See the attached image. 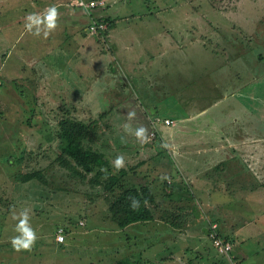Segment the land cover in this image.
Listing matches in <instances>:
<instances>
[{
	"label": "rangeland",
	"instance_id": "obj_1",
	"mask_svg": "<svg viewBox=\"0 0 264 264\" xmlns=\"http://www.w3.org/2000/svg\"><path fill=\"white\" fill-rule=\"evenodd\" d=\"M72 1L0 0V264H264V221L255 224L253 217L262 210L261 218L264 210L255 209L244 199L226 201L222 207H200L178 172L176 178L181 183L176 187L181 191L177 202L170 207L155 203L151 223L119 229L109 207L120 190L114 195L106 193L105 177L94 184V174L81 179L56 162L63 147L58 138L59 122L66 118L84 123L97 121L87 145L102 153L107 175L126 172L122 183L128 188L139 187L149 178L151 191L158 199L163 190L173 187L174 177L163 172L167 170L163 166L167 165L165 158L170 157L173 148L164 139L173 125L172 121L168 127L164 123L168 109L158 107L156 113L149 109L141 114L118 111L120 97L115 96V90L99 94L105 74L120 70L112 59L110 42L120 30L112 29L116 21L120 22L116 26L134 30L130 32L132 41L133 35L141 40L145 34L161 29L167 32L172 45L175 41L185 44L182 52L170 50L165 57V62L169 61L164 77L167 84H199L200 79L212 75L219 81L220 90L199 95L203 96L204 106L214 104L206 117L213 116L225 132L231 124V136L240 130L241 136L249 134L252 141L264 139V0H93L99 4L92 11L74 6L76 15L81 16L79 21L85 20L83 25L64 13ZM50 7L57 9L54 29L48 30L43 23L33 24L32 32L25 29L29 14L43 16ZM95 23L104 24L106 31L93 34L89 28ZM37 30L39 34L34 35ZM241 50L245 55L239 56ZM32 70L36 75L30 74ZM239 72L242 77L237 78ZM91 73L93 80L89 83ZM116 75L105 83L115 84ZM75 84L78 89L89 85L87 94L82 95L84 90L79 92ZM83 101L88 105L81 106ZM232 116L238 119L235 126ZM139 118L148 123L147 130ZM239 119L251 122L250 128L244 122L245 128L235 129L242 122ZM120 124L143 129L149 140L147 146L124 139ZM144 147L150 149L146 154H151L153 160H162L163 165L156 163L159 170L140 168V160H151L141 157ZM256 150L251 154L250 149L255 165L259 164ZM117 157L124 160L120 168L115 167ZM222 165L213 168V173L219 169L223 172ZM32 172H40L44 183L18 181L19 176ZM262 184L259 182L255 188ZM186 199L192 205H184ZM24 211L38 239L31 249L16 251L11 238L19 235L15 231L18 220L12 215ZM192 219L204 222L199 232ZM251 222L257 226L246 229ZM213 225L217 237L231 245L228 253L214 248L209 238ZM259 227L261 234L256 231ZM60 229L64 241L58 244L56 232Z\"/></svg>",
	"mask_w": 264,
	"mask_h": 264
},
{
	"label": "crops",
	"instance_id": "obj_2",
	"mask_svg": "<svg viewBox=\"0 0 264 264\" xmlns=\"http://www.w3.org/2000/svg\"><path fill=\"white\" fill-rule=\"evenodd\" d=\"M74 2L75 0L72 1L69 8L64 10V13L68 16H72V18L76 19V22L83 25L85 20L79 21L81 16L76 15L77 12L76 9L74 10ZM68 4L69 1H67L66 6H68ZM56 5L58 6L59 3ZM119 23L120 22L116 21L115 25L112 26V29L115 28V31L119 28L120 30L110 42L114 50L112 59L116 60L120 70L116 72L109 70V72L105 74L102 78V86L100 84L101 89L99 94L108 95L106 92L115 90V92H117L115 96H119L122 99L123 97L128 98V100L119 98L120 102L117 104V107H119L118 111L127 110L141 114L149 109H151L153 113H156L158 107H165L168 109L169 113L164 119L172 121L173 125H166L167 127L169 126L168 129H170L171 132H166L164 139L168 144L172 145L173 148L170 157L166 156L167 158H165V160H167V165H163L161 159L156 158L153 160L151 154H146L150 151L148 147H144L141 150L143 153L141 157L151 158V160L147 162L140 160L141 169L151 168L159 170L156 163H161L167 168V170L163 172L171 174L174 177L171 180L173 187L170 186L169 190H163V195L160 199L155 197V203L161 202L164 207H170L177 202V193L181 191L176 187V185H180L181 183L180 179L176 178V173L179 172L180 176L186 180V183L190 187V191L194 194L195 203L200 207H216L219 205L222 207L226 201H240V199H244L246 204H250L255 209L264 210V194H260V191L264 190V184L255 188L259 182L264 183V139L252 141L249 134H243L241 136L240 130H236L235 136H231L230 130H233L231 124L230 130L225 132V128L220 126V123L217 124L213 116L206 117L208 108L214 104L209 107L204 106L202 101L203 96L199 95L201 93L206 95L220 90L219 81H215L212 75L207 79H200L199 84H187V81H185L183 86L174 84L170 86L167 84V80L164 79V77H166L169 69V61L165 62V57L170 53V50L175 53L177 51H183V46H185V44L181 45V42L175 41L172 45L167 32L164 33L161 29L156 32L154 31L151 35L145 34L146 37L141 40L138 36L133 35L132 41L130 39V32L132 31L134 33V30L130 28L123 29L121 26H116ZM194 42L195 41L191 44ZM232 48L235 49L234 46ZM244 51L245 50H241L242 53H240L239 56L245 55ZM103 57L108 58V56ZM87 59L89 65L90 60L89 58ZM92 64L94 66L96 64L94 59H92ZM40 65H42L43 70L46 71L45 65L43 63ZM162 71H166L164 76L160 75ZM114 73L117 74L115 84H106L105 81L107 79L114 80ZM30 74L36 75L34 70H32ZM157 74L161 77H157ZM89 75L90 73H88L87 77ZM239 75H241L240 72L237 73L236 77H242ZM26 77L27 75L24 80L27 83ZM246 78H250V76H246ZM68 79L69 76L67 80ZM90 79L89 83H92V73ZM94 79H96V77ZM68 82H70V80H68ZM75 88L79 90V92L83 89L84 92L82 95L85 96L87 94V89H89V85L78 89L77 84H75ZM167 99H169V102H166ZM87 105L88 103L85 101H83V104L81 103V106ZM234 116H232L231 123L235 126L238 119ZM238 116L241 115L239 114ZM140 118L139 122L141 123L142 119ZM241 120L239 119V121ZM143 122L146 124L147 130L148 123L145 121ZM244 122L246 121L242 120L240 125H237L235 129L245 128ZM246 123L248 124L247 127L250 128L251 122ZM128 125L129 124L119 125V129L123 130L121 134L122 137L134 144L145 146V143L149 141L148 138H146L147 135L143 132L142 136H138V128ZM130 128L132 131L128 132ZM221 132L226 136H221L219 134ZM241 137L243 138L241 139ZM256 145H258L259 148H254ZM250 149L251 154L253 149L254 151L258 149V157L256 156L255 159L259 161V164L257 163L255 165L251 163L252 158L250 156ZM242 151L244 154H242ZM256 154L257 153H254V155ZM221 163L223 164L222 166H224L223 172L222 169H219L218 172L213 173V168L221 165ZM250 164L255 166L251 167ZM123 174V178H126V172L123 171L122 175ZM144 181L145 182L139 185V187L146 186L151 191V188H153L150 187L151 180L146 178ZM216 187L222 189L218 190ZM184 201L185 204L180 202L181 205H192L189 200L186 199ZM261 213L262 210H259V212L253 216L255 224H261V222L264 221V216L260 218ZM191 223L198 232L199 227H202L204 224L201 219H192ZM254 223H252L250 227L245 228L250 230L256 227L257 225ZM256 229L258 234L263 233L260 227ZM205 231H207V228ZM233 233L235 235L236 232L234 231ZM196 235H198V233H196ZM205 236L206 233L204 236L202 235L203 238H205ZM201 253H203V251H201Z\"/></svg>",
	"mask_w": 264,
	"mask_h": 264
},
{
	"label": "trees",
	"instance_id": "obj_3",
	"mask_svg": "<svg viewBox=\"0 0 264 264\" xmlns=\"http://www.w3.org/2000/svg\"><path fill=\"white\" fill-rule=\"evenodd\" d=\"M96 125L97 121L84 123L68 118L61 120L58 124V138L63 143V147L60 156L56 159L57 164L81 179L94 174L92 180L94 184L98 182L97 179L105 177L106 193L114 195L115 190H120L119 195L114 197L109 207L111 219L119 229L153 221L151 207L155 205V197L149 188L146 186L124 187L123 172L120 176L107 175L108 165L104 156L87 145L94 136ZM17 179L20 183L33 180L44 183L40 172L23 174Z\"/></svg>",
	"mask_w": 264,
	"mask_h": 264
},
{
	"label": "clouds",
	"instance_id": "obj_4",
	"mask_svg": "<svg viewBox=\"0 0 264 264\" xmlns=\"http://www.w3.org/2000/svg\"><path fill=\"white\" fill-rule=\"evenodd\" d=\"M56 19H57V9L55 7H50L46 14L40 16L38 14H29L26 17L25 29L29 32H32L33 24L39 25L41 23L45 24L48 30H52L56 27ZM34 35L39 34V30ZM45 37L48 36V31L44 33ZM131 115V114H130ZM143 129L137 132L138 136L143 135ZM124 164L123 157H117L115 160V167L120 168ZM12 218L14 220H18V223L15 225V231L19 233V235L11 238V245L16 251H20L21 249L29 250L34 245L36 240L38 239L35 230L32 228L30 224V217L27 211L21 212L19 216L13 214ZM58 240L62 241L63 237L59 236Z\"/></svg>",
	"mask_w": 264,
	"mask_h": 264
},
{
	"label": "built area",
	"instance_id": "obj_5",
	"mask_svg": "<svg viewBox=\"0 0 264 264\" xmlns=\"http://www.w3.org/2000/svg\"><path fill=\"white\" fill-rule=\"evenodd\" d=\"M98 4L99 3H97V2L86 1V0H75V2H74V6L80 8L82 10H85V11H92ZM89 29L93 34H101V33H104L106 31V26L104 24L95 23ZM164 123H165V125H170L169 120H165ZM209 231H210L209 238L211 239V242H212L214 248L220 253H228L231 250V245L224 242L221 238L217 237L216 225L211 226ZM59 236L63 237L62 241L57 239ZM63 241H64L63 230L60 229L56 232V242L58 244H61V243H63Z\"/></svg>",
	"mask_w": 264,
	"mask_h": 264
}]
</instances>
